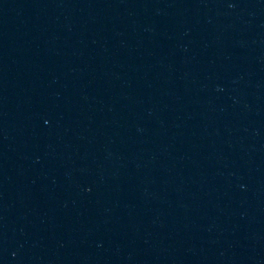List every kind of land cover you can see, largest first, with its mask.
Instances as JSON below:
<instances>
[{
  "label": "water",
  "instance_id": "95a60500",
  "mask_svg": "<svg viewBox=\"0 0 264 264\" xmlns=\"http://www.w3.org/2000/svg\"><path fill=\"white\" fill-rule=\"evenodd\" d=\"M0 264H264V0H0Z\"/></svg>",
  "mask_w": 264,
  "mask_h": 264
}]
</instances>
